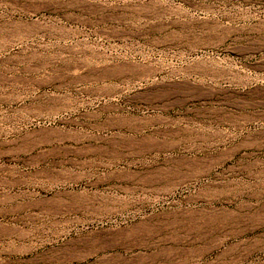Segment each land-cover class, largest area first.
<instances>
[{"label": "rangeland", "instance_id": "374dc122", "mask_svg": "<svg viewBox=\"0 0 264 264\" xmlns=\"http://www.w3.org/2000/svg\"><path fill=\"white\" fill-rule=\"evenodd\" d=\"M0 27V264H264V0H0Z\"/></svg>", "mask_w": 264, "mask_h": 264}, {"label": "bare ground", "instance_id": "6f19581e", "mask_svg": "<svg viewBox=\"0 0 264 264\" xmlns=\"http://www.w3.org/2000/svg\"><path fill=\"white\" fill-rule=\"evenodd\" d=\"M155 15H159V13H156ZM12 23H14V21ZM39 136H40V142L42 144L51 145L49 149L51 154L60 155V156L65 155L67 153H72V154H75L76 156H81L82 154H86L88 151H94V150H98L99 152H106V151L113 149L116 146L114 142L110 143V141L108 142L105 141L104 143L101 142L103 143L102 145L101 143H98V142L95 144V141L100 140V138L98 136H95V135L92 136L91 134H88L87 131L85 132L81 128H68V129L55 128L53 130L43 129V130H40ZM122 141L124 142V140ZM118 142H116L117 145H118ZM28 251H29L28 249H20L19 253L26 254Z\"/></svg>", "mask_w": 264, "mask_h": 264}]
</instances>
